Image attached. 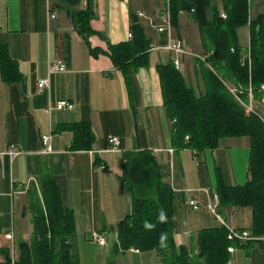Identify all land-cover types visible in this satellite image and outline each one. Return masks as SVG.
Instances as JSON below:
<instances>
[{
	"label": "crops",
	"instance_id": "obj_1",
	"mask_svg": "<svg viewBox=\"0 0 264 264\" xmlns=\"http://www.w3.org/2000/svg\"><path fill=\"white\" fill-rule=\"evenodd\" d=\"M167 1L90 0L94 34L87 44L69 14L81 9L80 5H69L67 0H0V33L23 76L15 84H7L0 77V263L5 261L3 252L8 254L11 244L6 233L12 234L14 243L30 239L32 215L27 194L34 188L40 196L41 177L46 173L55 179L63 204L74 213L71 243L79 264H163L155 251L116 248L113 227L130 212L131 204L119 180L122 155L127 151L149 150L162 167L164 181L173 191V239L177 246L196 252L197 231L219 225L205 207L207 198L216 193V169L226 184H244L249 138H224L216 149L197 155L188 149L170 155L171 122L162 106L157 66L170 62L171 54L150 49L149 64L129 67L126 78L108 54L94 57L89 52L90 47L106 51L109 44L127 41L130 13L156 18L167 8ZM215 1L221 9V0ZM263 10L260 0H252L253 15ZM51 11L56 18H49ZM138 19L151 46L162 44L164 36L146 18ZM174 35L182 39L188 52L181 57L179 70L200 91L202 83L195 60H203L208 52L190 13L180 12ZM55 60L65 63L66 72L52 74L50 89L37 94V81L47 76L48 63ZM57 100L71 102L74 107L50 109ZM257 110L264 120V107L258 105ZM79 121L91 125V150L70 151L72 133L55 132L61 123ZM47 133L52 135V152L43 155L41 136ZM111 136L120 140L118 152L106 151ZM10 144L20 150L13 160L1 155ZM189 200H195L199 207L189 206ZM218 210L230 227L239 229L251 224L248 207ZM93 230L104 237V245L90 239ZM233 247L227 264H264L260 245Z\"/></svg>",
	"mask_w": 264,
	"mask_h": 264
},
{
	"label": "trees",
	"instance_id": "obj_2",
	"mask_svg": "<svg viewBox=\"0 0 264 264\" xmlns=\"http://www.w3.org/2000/svg\"><path fill=\"white\" fill-rule=\"evenodd\" d=\"M77 6L80 0H67ZM252 0H168L167 9L174 29L178 28L180 12H188L196 22L202 45L208 54L196 58L202 90L190 85L170 61L157 66L162 106L171 122L170 144L177 156L181 150L195 155L212 151L224 138H249L246 181L242 185H228L219 168L216 169L215 192L219 207H248L252 218L247 229L254 237L264 236V120L257 107L264 83V10L251 13ZM193 10V11H191ZM224 13L225 18L221 16ZM70 17L83 40L94 34L90 20L94 16L90 0L84 9L70 11ZM131 39L109 44L107 50L89 48L92 56L108 54L114 67L127 78L129 67L149 64L151 42L145 35L137 15L130 13ZM248 28V43L239 42L238 29ZM164 42V41H163ZM0 77L7 84L20 83L23 76L18 63L10 56L0 33ZM223 82L240 87V98L247 100L251 88L254 106L247 111L227 90ZM69 131L70 151L92 149L94 135L89 121L61 123L55 132ZM122 174L130 195V212L113 227L117 235V250L130 248L141 252L155 251L163 264H227L228 246L260 245L262 240L245 244L230 241L227 229L218 225L202 228L196 234V252L177 246L173 239V191L164 181L162 167L149 150L124 152ZM180 167V166H179ZM28 210L31 213L32 233L28 241L14 243L16 259L12 263L7 251L0 264H79L72 252L71 239L75 235L73 211L62 201L61 190L55 179L44 173L40 196L36 189L28 191ZM163 217V218H161ZM163 237V240L161 239Z\"/></svg>",
	"mask_w": 264,
	"mask_h": 264
},
{
	"label": "built area",
	"instance_id": "obj_3",
	"mask_svg": "<svg viewBox=\"0 0 264 264\" xmlns=\"http://www.w3.org/2000/svg\"><path fill=\"white\" fill-rule=\"evenodd\" d=\"M88 0H80V8L84 9L87 7ZM193 11V10H191ZM138 17H144L149 21L150 26L159 34L164 36V42L160 45L151 46L150 49H163L165 51H168L172 58L171 62L173 63L174 67L176 69H180L181 64V57L188 54L184 47V43L182 39L178 36L174 35V28L170 21V15L169 11L166 8L158 17L152 18V17H146L143 13H138ZM221 16L225 18L224 13H221ZM50 19L56 18V13L51 11L49 14ZM128 39L132 38L131 32L127 35ZM66 65L61 60H55L50 61L47 66V76L45 78H41L36 83V93L40 94L45 90L50 89V76L55 73H64L66 72ZM223 84L226 86L227 90L235 97V99L247 110V111H253L254 109V99L251 88L248 89L247 93V100L243 101L240 98V95L242 94V90L240 87H235L230 83L223 82ZM260 90L262 92V96L259 100V103L262 107H264V83L261 84ZM74 105L71 102H68L66 100H57L52 106H50V109H58V110H71L73 109ZM51 133L43 134L41 136V141L43 148L41 150V154L45 155L52 152L51 148ZM108 147L106 151L110 152H118L119 146H120V140L118 137L111 136L107 139ZM157 151V150H156ZM167 152L172 155L174 153L173 148L167 149ZM8 155V157L13 160L15 159L19 154L20 150L18 147L14 144H10L7 146L4 153ZM101 168H104L103 165H101ZM205 193H207V190H203ZM188 205L192 206L194 209H197L199 207V204L195 200H189ZM208 212L215 218L217 223L221 226H224L227 229V237L230 241L237 242L238 244H245L250 240H262L264 241L263 237H254L252 236L251 232L247 229H236L233 227H230L226 222H224L223 218L220 216L219 213V201L217 194L215 193L213 197L207 198V203L205 205ZM5 238L8 239L11 244L8 249V255L13 263L16 259V248L13 242V236L11 233H6ZM90 239L96 241L99 245H104L105 239L98 233L97 231L93 230L90 233ZM130 250H133V248H130ZM135 251H138L135 249ZM227 251L229 253H232L234 251V247L232 245L228 246Z\"/></svg>",
	"mask_w": 264,
	"mask_h": 264
},
{
	"label": "rangeland",
	"instance_id": "obj_4",
	"mask_svg": "<svg viewBox=\"0 0 264 264\" xmlns=\"http://www.w3.org/2000/svg\"><path fill=\"white\" fill-rule=\"evenodd\" d=\"M260 3H261V5L264 7V0H260ZM238 38H239V42L242 44V45H245L246 46V44H247V40H248V28L247 27H242V28H240V29H238ZM185 70L186 69H184L183 68V71H184V73H185ZM254 106H256L255 104H254ZM220 144V143H219ZM241 249H239V251H240ZM263 250V249H262ZM264 251V250H263Z\"/></svg>",
	"mask_w": 264,
	"mask_h": 264
},
{
	"label": "clouds",
	"instance_id": "obj_5",
	"mask_svg": "<svg viewBox=\"0 0 264 264\" xmlns=\"http://www.w3.org/2000/svg\"><path fill=\"white\" fill-rule=\"evenodd\" d=\"M161 218H163V217H161ZM161 239L163 240V237Z\"/></svg>",
	"mask_w": 264,
	"mask_h": 264
}]
</instances>
